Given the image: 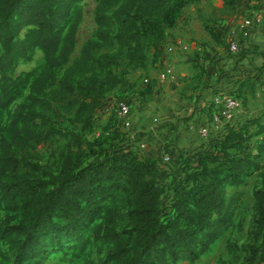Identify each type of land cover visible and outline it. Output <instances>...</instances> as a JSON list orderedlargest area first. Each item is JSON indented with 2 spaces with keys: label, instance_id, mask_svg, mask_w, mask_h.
Returning a JSON list of instances; mask_svg holds the SVG:
<instances>
[{
  "label": "trees",
  "instance_id": "16d2710c",
  "mask_svg": "<svg viewBox=\"0 0 264 264\" xmlns=\"http://www.w3.org/2000/svg\"><path fill=\"white\" fill-rule=\"evenodd\" d=\"M81 1L0 0V109L11 107L28 85L31 89L27 111L14 118L9 135L1 140L3 200L15 214L22 211L23 218L18 225L10 224L14 215L3 222L4 232L11 236L13 260L0 256V264H44L48 257L39 255L52 234L66 232L74 236L90 221H104L115 209V198L122 191L129 194L133 207V242L127 250V264H145L147 256L163 244L189 242L223 207L224 190L219 176L207 184L199 180L206 162L216 163L233 151H248V129L232 122L222 133L213 132L204 150L172 151L171 171L162 169L157 159L141 156L130 145L117 144L122 138L117 127L118 102L131 95L145 97L149 86L109 98L105 106L116 100L112 130L91 140L82 134L75 135L60 172L50 174L44 185L31 171L30 150L54 132L47 128L46 109L52 108L54 102L62 103L75 112V122L82 126V133L93 132L94 114L103 106L108 93L123 82L114 70L115 57H96L101 46L97 41L87 42L81 57L66 68L78 43V27L83 19ZM192 1L196 0H99V33L107 35L104 29L118 24L116 39L122 51L127 50L129 63L135 68H146L151 60L150 50L164 40L167 28L178 22L182 9ZM24 29V36H18ZM38 48L44 52V63L16 76L17 65L31 61ZM157 53L158 50L153 52L156 61L160 55ZM77 77L81 80L77 81ZM52 87L55 90L48 98L47 91ZM64 102L69 105L65 107ZM240 166L234 167L233 176ZM163 174L180 181L165 184L161 180ZM256 203V234L264 244V189L258 191ZM213 240H201L203 249ZM85 241L82 235L71 247L79 248ZM84 244L76 254L78 257L86 250ZM187 251L198 257L194 248Z\"/></svg>",
  "mask_w": 264,
  "mask_h": 264
},
{
  "label": "rangeland",
  "instance_id": "374dc122",
  "mask_svg": "<svg viewBox=\"0 0 264 264\" xmlns=\"http://www.w3.org/2000/svg\"><path fill=\"white\" fill-rule=\"evenodd\" d=\"M98 2L99 0H82L80 2L83 9V19L78 27V43L66 68L73 65L81 57L82 48L87 42L97 41L101 46L96 51V57L101 60H106V56L115 57L117 65H115L114 70L122 76L123 82L103 99V106L98 108L94 114L93 132L82 133V126L75 122V112L64 108L62 103L55 105L54 102L52 108L46 109L47 128H53L54 132L48 140L30 150V162L33 165L31 171L33 169V173L39 176L40 180H43L44 185H46L45 181L48 180L50 174L60 172L62 162L75 142V135L82 134L91 140L112 130V120L116 107L113 103L116 100L108 102L105 106L106 101L109 98L113 99V97L124 96L137 91L138 84L143 80L142 68H135L129 63L127 50L122 51V47L116 39L118 24L105 28L107 35L99 33V26L96 21ZM202 2L205 4V8L199 13L202 18L201 21L211 18L217 25L218 20L224 16L223 12L226 9L219 6L223 4L225 7L228 0L192 1L182 9L181 13L186 8L198 6V3L201 4ZM169 28L166 30L164 40L158 46H153L151 50L149 48L148 56H150L149 59L153 63L156 61L153 52L158 50L159 56H163L164 43ZM25 32V29L20 31L18 36H24ZM43 63L44 52L38 48L31 61L20 62L17 65L15 75L28 73ZM62 77L63 74L59 76V79ZM76 80L80 81L81 77H77ZM30 90V85H28L22 96L11 107L0 109V158L2 155L1 140L9 135L14 118L21 112L27 111L25 106L29 103ZM53 90H55V87L47 91L48 98L52 97ZM236 96L240 102V108L236 116H242L241 123L238 124L248 129L245 143L248 151L247 149H244V152L243 150L242 152L233 151L228 157L222 154L223 159L216 163L212 160L207 161L204 171H201L199 176V180L203 184H207L218 178L217 175L219 176L224 190L225 203L223 207L213 213L208 224L199 234L193 235L189 242L174 246L163 244L160 249L154 250L147 256L145 264L264 263L263 238L258 237L256 234L258 224L256 200L258 191L264 189V85L254 83L248 86L245 94H236ZM122 100H125V98L123 97ZM65 102L69 103V100H65ZM65 102L64 106L67 107L69 104L67 105ZM38 109L44 110L42 107H38ZM120 138L116 141L117 144L128 145L124 141V137ZM135 151L141 153L137 149ZM182 151L180 150V152ZM190 151L193 150H186V152ZM153 158L155 159V157ZM236 165H239L241 169L236 176H233V169ZM160 167L166 171H171L172 165L160 164ZM1 180L7 182L5 178ZM161 180L165 184L168 183V185H172L174 181L176 183L180 181V179H175L174 176L167 174H163ZM114 205L115 209L108 214L104 221L103 219L90 221L74 236L68 235L66 232H62L60 235L57 233L52 234L39 255L48 257L44 264H127L130 257L127 250L133 242V207L129 194L122 191L119 198H115ZM13 215L10 224L18 225L23 218L22 211L15 214L7 208L0 186V256L9 257L12 260L11 236L4 232L2 224ZM82 235L86 239L85 244L82 242L79 248H72L71 246L77 244L79 237ZM211 238L214 240L206 249H203L200 241L203 239L210 240ZM83 244L86 250L78 257L76 254ZM191 248L197 251V258L187 251Z\"/></svg>",
  "mask_w": 264,
  "mask_h": 264
},
{
  "label": "crops",
  "instance_id": "0c3cea01",
  "mask_svg": "<svg viewBox=\"0 0 264 264\" xmlns=\"http://www.w3.org/2000/svg\"><path fill=\"white\" fill-rule=\"evenodd\" d=\"M199 3L186 8L169 28L163 56L142 68L143 80L138 87L150 86V90L141 97L144 102L130 96L131 126L125 128L118 120L124 141L143 157L159 161L169 150H204L209 142L200 134V127L211 122L215 110L213 91L243 95L254 83L264 85V0H228L225 7L219 6L226 9L217 25L211 18L201 21L199 13L205 4ZM249 18L253 28L245 36L241 24ZM235 37L241 45L237 54L230 51ZM172 45L175 49L170 52ZM169 67L173 69V79L162 82ZM146 78L150 83H144ZM241 117L236 116L232 123H241ZM144 143V148L139 147Z\"/></svg>",
  "mask_w": 264,
  "mask_h": 264
},
{
  "label": "built area",
  "instance_id": "2783aa9c",
  "mask_svg": "<svg viewBox=\"0 0 264 264\" xmlns=\"http://www.w3.org/2000/svg\"><path fill=\"white\" fill-rule=\"evenodd\" d=\"M253 28V22L252 19H246L241 24V29L243 31V35L249 36L250 32ZM176 43V42H175ZM176 45V44H175ZM175 45H172L168 48L170 52H173L175 49ZM230 51L234 54H237L241 51V45L239 38L235 37L232 38L230 42ZM173 69L171 67L167 68L165 74L163 75L162 82L165 80H172L173 78ZM145 83H150V79L146 78ZM177 84H180V81H176ZM133 98V97H132ZM140 102H144L142 99H139ZM212 103L214 105V113L211 119L210 124L205 123L200 127V134L203 136V138L209 142L211 140V136L213 132L219 133L218 129L220 127H223L220 133H222L225 129L227 124L231 123L232 120L236 117V114L238 112V109L240 108V102L236 96L235 93H231L225 90H215L213 91L212 97H211ZM132 110V105L129 99L121 100L117 104V111L118 116L121 122L124 124L125 128H128L131 126V122L129 120V115ZM146 144L144 143L142 146L139 147L144 148ZM135 150V149H134ZM172 151H166L161 159L159 160V164L164 165H171L172 162Z\"/></svg>",
  "mask_w": 264,
  "mask_h": 264
}]
</instances>
